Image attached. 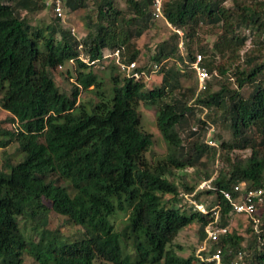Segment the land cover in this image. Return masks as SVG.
<instances>
[{"label":"trees","instance_id":"1","mask_svg":"<svg viewBox=\"0 0 264 264\" xmlns=\"http://www.w3.org/2000/svg\"><path fill=\"white\" fill-rule=\"evenodd\" d=\"M226 1L164 0L166 18L183 34L172 30L154 47L153 61L144 63L139 39L155 21L152 0H126L124 7L116 0H65L73 11L91 4L80 38L62 27L58 16L44 27L24 17L25 10L45 2L0 0V106L8 114L0 120V148L15 143L16 155L23 153L18 160L9 153L0 158V264H19L24 251L34 253L37 264H211L167 248L194 219L205 237L213 219L176 206L178 171L199 165V180L212 177L213 187L198 190L195 198L203 192L214 195L209 206L220 204L217 226H229L233 208L223 191L236 197L234 187L242 182L241 192L264 190V0ZM207 33L215 35L211 44ZM249 38L251 45L241 52ZM80 43L93 60L118 49L122 61L138 62L139 71L149 73L159 62L161 81L148 87L143 76L127 75L113 58L109 96L101 91L99 68L78 58ZM196 52L211 75L223 77L218 89L209 79L198 89L189 65ZM71 60L74 81L62 90L53 70ZM184 76L194 82L184 86ZM86 91L92 96L82 99ZM141 102L159 106L157 127L166 151L154 161L147 157L154 141L141 126ZM194 106L205 115L196 116ZM211 124L217 128L212 136L220 141L217 146L206 141ZM211 161L220 164L209 169ZM183 187L192 192L196 186L185 182ZM44 200L66 220L49 231ZM128 207L126 234L135 262L123 254L121 232L111 220ZM260 207L259 222L254 226L250 218L246 239L230 229L204 253L221 248L228 264L242 250L244 264H264V202ZM19 217L41 229L38 241L25 237ZM67 223L85 236H65Z\"/></svg>","mask_w":264,"mask_h":264},{"label":"rangeland","instance_id":"2","mask_svg":"<svg viewBox=\"0 0 264 264\" xmlns=\"http://www.w3.org/2000/svg\"><path fill=\"white\" fill-rule=\"evenodd\" d=\"M41 2H45V6L40 7L34 11L25 10L23 12L24 17L32 24L38 25L40 27H44L45 25L54 22L56 19V14L54 13L52 6H50L51 0H40ZM126 0H116V2L119 4V6L124 7ZM48 3V4H47ZM90 3V1L88 2ZM226 3H230V0H227ZM89 8H81L76 11H73L70 9L68 3L66 6H64V17L59 18V24L64 28H75L77 31V34L81 37L83 36L87 31V26L85 25L86 21V15L88 10L92 11L91 4H89ZM172 29L168 27V25L165 23L163 19H155L153 25L145 31V33L142 35V37L139 39V43L141 44L142 52H141V59L144 63H151L153 60H151L150 55L153 53V49L155 46H157L158 43H160L163 39H167L171 33ZM173 32V31H172ZM241 33H247V30H243ZM59 37V36H58ZM205 41L208 44H211L214 39L215 35L212 33H207L204 35ZM251 45V38L248 39L246 42V45L244 46L243 52L246 48H248ZM181 53H185V47L184 49H181ZM110 58H107L104 60L105 67L99 68L97 70V75L99 78L103 80V84L101 87V91L111 96L113 94V82L111 79V74L114 73V68H112ZM74 61H71L69 63H65L62 65V67H57L53 70L54 76L56 78V81L60 88L62 90H69L71 83L74 81ZM147 76H143L145 78V82L148 87L156 86L161 81V74L158 71H151L146 72ZM117 74H121V72H117ZM222 80L223 77L217 73L210 74L209 81L213 84V89L216 90L219 88L220 84L218 83V78ZM182 84L184 86H190L193 82L191 77L184 76L181 79ZM198 82V81H197ZM250 88L245 87L243 90L244 92H248ZM92 93V92H91ZM89 91L82 92L81 98L86 99L92 96ZM158 104H152L147 102H141L139 105V110L141 113V126L151 133L153 135V141H154V148L151 153L147 154V157L150 161H154L159 159L161 156L165 154L166 151V142L160 133L158 127H157V114H158ZM203 111H206L203 109ZM202 110H199V107L194 106V112L196 113V116H204L205 112ZM7 111L1 108L0 106V120H4L7 117ZM197 123L193 122V126ZM3 125H8V123H4ZM192 126V127H193ZM217 130V128H214V131L212 132V136ZM182 135H186V131L182 132ZM229 137V134L226 132L224 133V138L227 139ZM213 139L219 144V140L217 141L214 137ZM241 146V145H240ZM17 144L13 143L10 144L8 147L0 148V158L5 154L9 153L12 155L14 160H18V157H22L23 153L16 155V149ZM242 148V147H240ZM208 158L207 152L205 153L204 160L206 161ZM218 164L215 162L212 164V161L208 163L209 169L215 168L218 166ZM200 170L201 167L197 165L196 167H187L186 169L179 170V175L177 176L176 183H178L179 186V192H186L183 184L186 182L189 185H195L196 187L199 186V184L202 183L204 180H199L200 176ZM195 187V188H196ZM178 201L176 202V206H180L184 211L190 214L191 211H193V207L190 206L189 201L182 197L179 193ZM197 199V198H196ZM214 199V195L212 193L203 192L200 195V199L198 202L206 205L207 207H210L211 202ZM44 203L46 205L47 211H49V222H48V229H53L56 225H59L60 223L63 224L65 218L57 213H55L51 207V204L44 200ZM215 204V203H214ZM212 204V206L214 205ZM262 209L260 210V212ZM131 215V208L128 207L127 211H116L112 216L111 220L114 222V226L116 230L121 232V243L123 247V254L130 257L131 262H135L137 259L136 251L133 246V242L131 238L127 237L126 234V227L128 226V218ZM229 228L233 231V233L239 234L243 236L245 239L248 235L247 232V226H249L251 222L249 216L245 215H233L231 214L229 217ZM19 225L21 227L22 232L24 233L25 237L28 240H31L32 238L36 241H38L41 238V229H34L36 225L35 222L31 221L29 218L25 217H19L18 219ZM64 231V235L68 236L70 239L75 238H82L85 236V233L82 234L79 230V226L73 224V223H67L64 224L62 227ZM202 227L199 224L198 220L194 219L192 223L184 227L179 231V233L176 235L174 240L167 245V248H172L175 250V252L179 255L187 256L189 254L194 253L198 261L200 260V256H207L206 253L211 248L213 243H210L207 240V234L205 237H202ZM44 239H47L45 237ZM245 242V240H244ZM208 247L207 250L203 251V247ZM22 261L19 264H37L36 255L34 253L29 254L27 251L23 252L22 255ZM201 261V260H200Z\"/></svg>","mask_w":264,"mask_h":264},{"label":"built area","instance_id":"3","mask_svg":"<svg viewBox=\"0 0 264 264\" xmlns=\"http://www.w3.org/2000/svg\"><path fill=\"white\" fill-rule=\"evenodd\" d=\"M65 0H51L50 4L56 16L63 18L64 17V2ZM152 17L155 19H163L165 23L170 27L173 31H176L180 36H182L183 31L176 27L172 22H170L165 14H164V0H152ZM71 33L76 37L80 38L77 34L75 28L70 29ZM179 46L181 49H184L183 40L181 38ZM80 52L78 54V58L83 60L88 64H93L97 68H104L105 63L103 59H113L119 65L120 69L126 72L127 75H131L133 77H141L147 76L145 71L137 70L138 62H124L120 58L119 50H115L112 53L106 54L103 59H90V57L86 54L83 49L82 43L79 44ZM73 61V60H71ZM191 68L195 71L198 78V89L204 88L206 81L210 78V73L207 67L203 64V55L200 52L195 53L194 60L189 62ZM62 67V64L58 65ZM161 67V63L154 62L152 65L151 71H158ZM193 129H196L193 126ZM214 131V126L211 124L209 127V131L207 133V143L209 145L217 146V143L212 137V132ZM245 183L242 182L240 184L235 185L234 190L238 192V195L235 197L231 191H223L224 197L230 201L233 205L232 212L230 214L233 215H245L249 216V218L253 219V225L256 226L259 222L258 215L261 213V205L264 202V190L262 188L259 189H247L245 192H241L243 190ZM212 186V177L209 179H205L199 184L198 187L195 188L192 192H180V195L186 198L189 201L190 206L193 207L194 210L200 211L203 214H211L213 219L209 221V223L205 226V231L207 233V240L210 243H213L219 240L222 236L227 235L230 231L229 226H217L220 219V204H216L213 207H207L206 205L198 202L195 198V194L200 189H211ZM208 247H203V251L207 250ZM223 251L221 248H216L210 255L205 257L200 256V259L203 261H209L211 264H225L223 261ZM243 251L239 250L237 254L229 261L228 264H244L243 261Z\"/></svg>","mask_w":264,"mask_h":264}]
</instances>
